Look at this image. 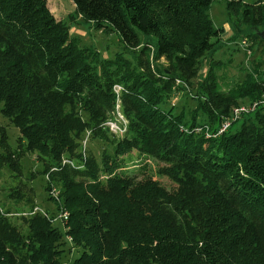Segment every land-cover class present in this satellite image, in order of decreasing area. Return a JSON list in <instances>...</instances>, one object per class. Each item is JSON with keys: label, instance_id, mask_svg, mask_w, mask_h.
Returning a JSON list of instances; mask_svg holds the SVG:
<instances>
[{"label": "trees", "instance_id": "16d2710c", "mask_svg": "<svg viewBox=\"0 0 264 264\" xmlns=\"http://www.w3.org/2000/svg\"><path fill=\"white\" fill-rule=\"evenodd\" d=\"M70 1L74 17L115 33L122 50L107 59L81 47L46 0H0L1 113L18 130L22 153L1 147L18 158L36 153L39 175L61 185L68 212L60 220L64 234L38 212L22 220L24 234L0 215V264H64L63 235L81 250L70 264H264V114H253L256 127L245 116L233 133L230 127L207 138L203 128L215 135L238 98L261 94L263 76L260 87L246 78L222 89L210 65L207 76L214 78L197 85L189 120L160 107L180 88L165 79L173 69L192 71L222 48L221 29L207 17L221 0ZM223 1L264 32V0ZM150 56L164 57L170 69L155 65V77ZM113 85L125 89L120 101L129 131L120 141L98 128L113 108ZM87 124L111 150L99 161L88 156L80 169L61 165L63 156L80 161ZM133 149L154 162V175L147 164L123 172ZM153 176L169 180L171 192Z\"/></svg>", "mask_w": 264, "mask_h": 264}, {"label": "rangeland", "instance_id": "374dc122", "mask_svg": "<svg viewBox=\"0 0 264 264\" xmlns=\"http://www.w3.org/2000/svg\"><path fill=\"white\" fill-rule=\"evenodd\" d=\"M244 1L251 3L256 0ZM46 3L54 18L68 25L69 35L78 39L81 47H91L102 58L107 59L113 58L116 53L122 50L115 33H104L101 30H95L90 23H83L79 16L74 17V6L70 0H46ZM70 16H73V18ZM207 17L215 28L221 29L222 48L199 60L192 71H180L179 69L176 72L173 69L172 74L165 77L166 80L172 79V87L180 88L179 90L174 89L165 98V104L160 106L161 109L168 111L173 108L175 114L183 112L187 120L191 118L192 111L196 106L193 99L196 87L198 84L203 83V80L214 78L215 75L218 78L217 85L225 89L231 88L235 84L244 83L248 78L251 79L250 82L253 81L260 87L259 81L264 76V32L250 28L242 19L240 12L227 10L223 0L211 4L207 11ZM138 51L139 49L134 50L136 54ZM209 58H211V62ZM149 61V68L157 78L160 75L157 69L154 68L155 65L162 69H170L169 62L164 57L153 62L150 56ZM210 65L213 70L212 74H214L211 77L207 76ZM189 77L191 78L188 79ZM261 88V94L240 97L236 100L235 106H231L229 113L224 117L215 135L209 134L208 127L204 125L206 137L210 138L222 134L218 131L224 123H228L226 131L230 127L232 133L237 131L241 128L242 123L247 120V115H251L249 120L251 126H258L253 114L260 108V113L264 114V84L261 85ZM112 93L115 97L113 108L107 113L106 119L99 124L98 128L105 131L110 139L120 141L127 136L129 131V122L123 112V103L120 101L125 94V89L121 85H113ZM1 107L2 104L0 103V215L7 218L13 226H17L24 234L27 233L28 229L26 225L22 224V220L30 219L37 212L40 215L45 213L46 217L52 219L53 226L64 234L65 229L60 218L68 212L61 206L62 200L59 197L61 185L49 183L47 176L42 177L39 175L44 167L36 158V153L23 152L19 158L16 157L22 153L17 149L18 130L7 117L2 115ZM239 110L241 111L239 112ZM80 115L87 120L86 114L80 113ZM244 117L246 120H243ZM86 127L80 140V146L76 150L80 155V161L76 162L74 159L63 156L61 165L68 163L69 167L80 169L88 156H92L99 161L104 149L111 150V147L103 142L101 138L92 137L90 130L92 124H87ZM4 140L6 142H3ZM5 144L9 145L17 155L9 156L5 149L1 147ZM6 154L7 156H5ZM124 159L129 160L126 170L123 171L124 173H137L141 169V164H147L151 167V174L154 175L156 165L151 159L146 158L143 153L133 149L128 157ZM153 179L157 180L167 192H171L174 187L166 178L153 176ZM45 182L49 183L46 191L44 190ZM30 190L31 192H29ZM62 241L59 249L63 253L59 259L61 263L70 264L79 256L81 250L71 246L69 237L66 238L63 235Z\"/></svg>", "mask_w": 264, "mask_h": 264}, {"label": "built area", "instance_id": "2783aa9c", "mask_svg": "<svg viewBox=\"0 0 264 264\" xmlns=\"http://www.w3.org/2000/svg\"><path fill=\"white\" fill-rule=\"evenodd\" d=\"M241 110H239V112H240ZM237 115V114H236ZM227 127H228V123H224L223 124V126L221 127V129L218 131V133H223V132H225L226 131V129H227ZM65 161H67V160H65ZM70 162V161H69ZM71 163V162H70ZM65 164H68V163H65ZM71 165H72V163H71ZM43 216H45L46 217V214L44 213L43 214ZM67 213H65V214H63V216H62V218H60V220H66L67 219Z\"/></svg>", "mask_w": 264, "mask_h": 264}, {"label": "water", "instance_id": "95a60500", "mask_svg": "<svg viewBox=\"0 0 264 264\" xmlns=\"http://www.w3.org/2000/svg\"><path fill=\"white\" fill-rule=\"evenodd\" d=\"M264 77V76H263Z\"/></svg>", "mask_w": 264, "mask_h": 264}]
</instances>
